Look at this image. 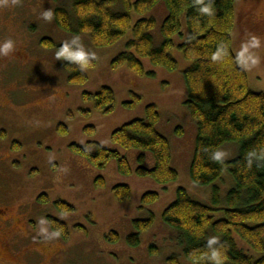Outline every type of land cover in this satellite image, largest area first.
<instances>
[{"label":"rangeland","instance_id":"1","mask_svg":"<svg viewBox=\"0 0 264 264\" xmlns=\"http://www.w3.org/2000/svg\"><path fill=\"white\" fill-rule=\"evenodd\" d=\"M71 5L72 0H0V42L14 41L7 54L21 55L31 47L28 60H0V131L7 133V138L0 141L5 146L0 149L4 160L0 162V196L8 203L10 212L17 213L23 205L28 206L26 210L38 219L40 231L47 225L44 212L69 224L68 240L55 234L50 242L51 251L59 252L56 264H170L172 256H177L180 264H193L183 254L178 231L163 219L179 187L185 188L195 200L213 204V185H197L190 174L198 127L186 104L188 91L184 71L191 61L178 48L188 35L186 20L182 18L184 37L174 36L172 55L178 67L169 70L143 58L146 73L141 75L126 65L112 67L113 59L127 50L132 31L113 45L97 47L89 34L69 33L56 23L55 8L71 9ZM235 8L234 52L248 74L250 88L264 92V26L257 23L264 21V0H236ZM47 11L52 12L50 19L43 15ZM168 12L161 2L143 15L157 19V27L152 30L157 45L164 39L161 26ZM249 12L252 15L248 16ZM132 16L133 23L142 17L134 12ZM252 36L260 39L259 47L251 46ZM45 37L52 38L56 44L72 42L95 58L94 66L84 68L87 81L81 84L69 81L64 58H57V49L42 43ZM241 53L244 63H241ZM257 57L258 62L253 63ZM104 86L111 87L116 97L109 113L99 109L94 99L84 97L85 93L95 94ZM132 101L136 102L128 106ZM150 104L156 105L160 113L157 129L169 139L172 166L179 172V178L166 185L149 176H139L136 173L140 165L138 157L143 152L122 148L111 138L124 124L146 118ZM61 125L68 128L64 134L60 133ZM89 127H94V131ZM179 127L183 130L181 134L177 131ZM15 141L22 146L13 148ZM92 141L120 151L128 158L132 173H120L116 159L106 168L98 169L71 146ZM220 151L224 158L231 160L237 156L239 145L229 143ZM145 154V166L152 168L154 157L150 152ZM98 177L104 178V186L96 185ZM234 183L231 173L226 171L214 184L221 187L225 199ZM119 184L130 186L129 199L116 197L114 187ZM147 192H157L160 197L154 203L143 204L142 197ZM42 193L50 196L48 204L38 202ZM59 199L73 205L75 211L59 212L55 207ZM151 214L154 215L151 228L141 234L138 246H130L128 236L137 232L134 221L147 219ZM222 217L223 211L215 213V219ZM76 224L83 229H74ZM111 232L119 234L118 241L109 240ZM235 238L245 252L259 257L260 254L241 238L237 235Z\"/></svg>","mask_w":264,"mask_h":264},{"label":"trees","instance_id":"2","mask_svg":"<svg viewBox=\"0 0 264 264\" xmlns=\"http://www.w3.org/2000/svg\"><path fill=\"white\" fill-rule=\"evenodd\" d=\"M58 1V0H57ZM161 2L165 3L168 15L161 32L163 41L157 45L152 30L157 27L154 16L143 17ZM236 0H72L71 9L56 7L54 18L66 32L90 35L97 47L113 45L132 31L127 50L119 53L112 61L114 69L126 65L138 74H145L142 61L147 58L155 66L169 70L178 67L172 55L174 36L184 37L182 18H185L188 35L178 45L186 59L191 61L184 71L188 98L186 104L197 122L198 133L190 174L193 182L200 186L213 185V204L207 205L195 200L188 191L179 187L177 197L163 213L166 224L176 229L184 246L185 258L193 264H217L212 252L218 254L219 264H264V92L253 91L248 74L239 64L233 49V31L236 25ZM120 7V8H118ZM208 8L207 12L203 9ZM140 16L133 23L132 13ZM42 43L59 51L65 44L72 52L82 51L72 42L56 44L50 37ZM88 66L96 60L85 52ZM68 70L69 81L81 84L87 81L85 66L79 60L62 57ZM148 73V72H147ZM155 75L154 72H149ZM86 100L94 99L97 107L105 113L113 110L115 92L104 86L95 94L85 93ZM136 100L139 99L135 96ZM136 101L128 102L133 106ZM160 113L157 106H147V116L135 119L112 133V141L125 149L142 151L138 157L139 176H149L159 184H169L179 178V172L172 166V147L169 139L158 129ZM90 128V129H89ZM88 129L94 131V127ZM64 134L68 128L59 127ZM178 133H183L181 127ZM229 143L239 145L237 156L224 158L221 148ZM72 148L85 157L94 167L104 169L112 159L118 161L120 173L130 175L132 167L120 151L107 148L92 141L86 145L72 144ZM15 148L21 147L17 143ZM146 152L154 157V166H145ZM217 154H219L217 158ZM229 171L234 187L225 199L221 187L214 184ZM97 186H104L103 177L96 179ZM119 200L131 197L129 185L114 187ZM157 192H147L143 204L159 199ZM39 202L48 204L50 196L42 193ZM61 213L75 211V207L61 199L55 201ZM223 211L224 217L215 219V213ZM154 215L144 220H135L137 232L128 236V243L136 247L141 243V234L149 230ZM52 229L64 240L71 236V227L65 222L50 218ZM76 230L83 226L75 225ZM237 235L251 249L258 252L255 257L240 248ZM215 243L209 245V240ZM109 240L116 242L119 234L111 232ZM246 248V247H245ZM170 264H180L177 256L169 258Z\"/></svg>","mask_w":264,"mask_h":264},{"label":"flooded vegetation","instance_id":"3","mask_svg":"<svg viewBox=\"0 0 264 264\" xmlns=\"http://www.w3.org/2000/svg\"><path fill=\"white\" fill-rule=\"evenodd\" d=\"M250 15H252L251 12H249L248 16ZM257 23L264 26L263 20L261 22L258 20ZM248 29L252 31L251 27ZM29 48L31 47H27L24 53H20L21 55H18L19 53L4 54L0 60L3 62L12 59L26 58L28 60L31 54ZM6 136L7 133L4 130L0 131L1 142L7 138ZM1 142L0 149L4 146ZM17 143L19 142L15 141L12 144L13 148H15L14 146ZM19 144L22 146L21 143ZM3 161V157L0 155V162ZM7 205L6 200L0 196V264H56L59 252L56 251L54 254L51 251L52 244L50 242L57 233L51 227L50 218L54 217L66 224L68 223L65 220L50 215L49 212H44V220L47 222V225L44 231H40L38 219L35 218L33 213L26 210L28 206L23 205L18 209L17 213H13L9 211Z\"/></svg>","mask_w":264,"mask_h":264},{"label":"clouds","instance_id":"4","mask_svg":"<svg viewBox=\"0 0 264 264\" xmlns=\"http://www.w3.org/2000/svg\"><path fill=\"white\" fill-rule=\"evenodd\" d=\"M204 12L208 11V8H204L203 9ZM43 15L45 16V18L50 19L52 16V12L51 11H47L44 12ZM13 43L14 41L11 39H6L2 42H0V54H7L9 52V50L13 47ZM250 43L251 46L253 47H259L260 46V39L256 36H252L250 38ZM247 50V45L245 46V51ZM57 58L59 57H71L72 59L75 60H79L81 61V63L87 67V61L85 59V55L83 53V51H76V52H72L69 50V47L67 46V44H65L57 53H56ZM258 62V57L256 59H253V63H257ZM241 63H244L243 60V53H241ZM247 66V65H245ZM219 154H217V158H218ZM57 235H59L57 233ZM216 239L215 238H211L209 240V245H211L212 243H215ZM213 260L217 261V264H219V258H218V254L217 252L214 250L212 252V257Z\"/></svg>","mask_w":264,"mask_h":264}]
</instances>
